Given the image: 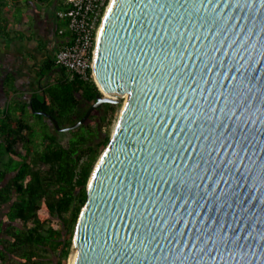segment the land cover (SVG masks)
Returning a JSON list of instances; mask_svg holds the SVG:
<instances>
[{"label":"water","instance_id":"95a60500","mask_svg":"<svg viewBox=\"0 0 264 264\" xmlns=\"http://www.w3.org/2000/svg\"><path fill=\"white\" fill-rule=\"evenodd\" d=\"M95 96L125 100L72 264H264V0H111Z\"/></svg>","mask_w":264,"mask_h":264},{"label":"trees","instance_id":"16d2710c","mask_svg":"<svg viewBox=\"0 0 264 264\" xmlns=\"http://www.w3.org/2000/svg\"><path fill=\"white\" fill-rule=\"evenodd\" d=\"M57 67L54 57L42 62L39 77ZM58 69L30 109L10 104L0 110V264H67L88 178L109 140L102 126L119 104H101L85 123L66 131L65 141L43 119L46 112L59 127L70 126L101 95L93 81L68 79Z\"/></svg>","mask_w":264,"mask_h":264},{"label":"crops","instance_id":"0c3cea01","mask_svg":"<svg viewBox=\"0 0 264 264\" xmlns=\"http://www.w3.org/2000/svg\"><path fill=\"white\" fill-rule=\"evenodd\" d=\"M62 7L63 0H0V110L10 104L30 109L43 86L58 76V67L40 77L38 70L67 40L65 20L56 16Z\"/></svg>","mask_w":264,"mask_h":264},{"label":"built area","instance_id":"2783aa9c","mask_svg":"<svg viewBox=\"0 0 264 264\" xmlns=\"http://www.w3.org/2000/svg\"><path fill=\"white\" fill-rule=\"evenodd\" d=\"M111 0H63L56 16L65 20L67 40L54 54V62L65 69L68 79L95 81L93 71L98 27Z\"/></svg>","mask_w":264,"mask_h":264},{"label":"rangeland","instance_id":"374dc122","mask_svg":"<svg viewBox=\"0 0 264 264\" xmlns=\"http://www.w3.org/2000/svg\"><path fill=\"white\" fill-rule=\"evenodd\" d=\"M125 100V97H123L122 98V101L120 102V103H118L119 104V106L116 108V111L113 113V115L110 117V122H109V124H108V126H107V124H105V125H103L102 126V132L103 131H107L108 130V136L110 137V135H111V133H112V130H113V127H114V125H115V123H116V121H117V118H118V115H119V111H120V108H121V106H122V103H123V101ZM92 113H97V111H93ZM32 115V113H31V111H29V110H26V113H25V116L26 117H29V116H31ZM27 119V118H26ZM39 120H41V119H38L37 118V121L39 122ZM36 130H39L38 128L36 129ZM51 130V129H50ZM62 136V141H65L66 140V138L68 137V135H67V133L66 132H63V134L61 135ZM103 151V150H102ZM102 151L100 152V154L102 153ZM100 154H99V156H100ZM99 156H98V158H99ZM97 158V159H98ZM97 159H96V161H97ZM96 161H95V163H96ZM95 163L93 164V167H94V165H95ZM93 167H92V169H93ZM89 179V178H88ZM73 252H74V249L72 248V250H71V252H70V254L68 255V257H67V259H66V263L67 264H69V260H70V257H71V255L73 254ZM72 253V254H71Z\"/></svg>","mask_w":264,"mask_h":264},{"label":"bare ground","instance_id":"6f19581e","mask_svg":"<svg viewBox=\"0 0 264 264\" xmlns=\"http://www.w3.org/2000/svg\"><path fill=\"white\" fill-rule=\"evenodd\" d=\"M100 26V25H99ZM99 28V27H98ZM96 80V79H95ZM96 84H97V87H98V89L104 94V95H109L108 94V92H107V90L106 89H104V88H102L101 86H99V84H98V82L96 81ZM126 93H123V97H126ZM117 122V121H116ZM116 124V123H115ZM115 126V125H114ZM113 129H114V127H113ZM113 131V130H112ZM94 167H95V165H94ZM91 173H92V171H91ZM72 254V253H71ZM74 258H75V251L73 252V254L71 255V257H70V260H69V264H72L73 263V260H74Z\"/></svg>","mask_w":264,"mask_h":264},{"label":"clouds","instance_id":"9594fccd","mask_svg":"<svg viewBox=\"0 0 264 264\" xmlns=\"http://www.w3.org/2000/svg\"><path fill=\"white\" fill-rule=\"evenodd\" d=\"M94 83H95V85L97 86V84H96V81H93ZM98 88V87H97ZM99 90V89H98ZM99 92H100V90H99ZM46 117V116H45ZM46 118H48V117H46ZM66 132V131H65Z\"/></svg>","mask_w":264,"mask_h":264},{"label":"flooded vegetation","instance_id":"af4514ba","mask_svg":"<svg viewBox=\"0 0 264 264\" xmlns=\"http://www.w3.org/2000/svg\"><path fill=\"white\" fill-rule=\"evenodd\" d=\"M30 104H31V102H30ZM52 125H53V124H52ZM61 128H64V127H61ZM50 129H52L51 126H50ZM60 132H62V131H60Z\"/></svg>","mask_w":264,"mask_h":264}]
</instances>
